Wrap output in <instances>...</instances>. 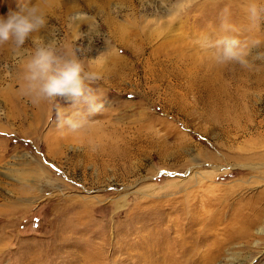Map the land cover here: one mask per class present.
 Here are the masks:
<instances>
[{"label":"rangeland","instance_id":"1","mask_svg":"<svg viewBox=\"0 0 264 264\" xmlns=\"http://www.w3.org/2000/svg\"><path fill=\"white\" fill-rule=\"evenodd\" d=\"M251 2L0 0L49 22L0 47V264H264V213L238 216L264 201V59L222 67L204 47L223 20L264 51ZM41 41L99 76L104 108L78 133L64 100L21 93Z\"/></svg>","mask_w":264,"mask_h":264},{"label":"clouds","instance_id":"2","mask_svg":"<svg viewBox=\"0 0 264 264\" xmlns=\"http://www.w3.org/2000/svg\"><path fill=\"white\" fill-rule=\"evenodd\" d=\"M247 18L251 26L264 23V4L253 0L247 6ZM46 13L36 3L19 5L0 16V47L10 46L21 52L27 41L48 27ZM220 29L225 34L216 39L206 38L204 47L211 52L214 63L226 67L239 65L251 69L254 59H264V51L253 53L254 44L231 35L233 27L223 20ZM21 93L32 103H54L58 98L70 106V113L62 115L61 126L78 133L91 122V118L104 108L102 99L91 87L99 76L86 70L84 63L73 50L60 48L55 42L41 41L35 44L22 66Z\"/></svg>","mask_w":264,"mask_h":264},{"label":"bare ground","instance_id":"3","mask_svg":"<svg viewBox=\"0 0 264 264\" xmlns=\"http://www.w3.org/2000/svg\"><path fill=\"white\" fill-rule=\"evenodd\" d=\"M61 18L63 17V19L65 20V18H66V15H65V12H64V10H62L61 12ZM109 75H107L106 77H108ZM115 76V75H114ZM109 78V77H108ZM111 78V77H110ZM107 79V78H106ZM263 166V165H262ZM254 202H255V204H260V207L261 208H258V209H256V211L254 212V211H252V207H253V204H254ZM248 204H249V206H247V207H249L248 209H250V213L249 214H245L244 213V216L242 215L241 216V214L240 215H238L239 217H240V223H242L243 225H245V222L246 223H249V224H251V221H257V220H260V217L262 216V214L264 213V201H250V202H248ZM257 205L255 206V207H257ZM252 206V207H251ZM263 206V207H262ZM241 208H245V205L244 206H242ZM240 209V208H239ZM238 210V209H237ZM242 211V210H241ZM245 211V210H244ZM239 212V211H238ZM237 213V212H236ZM264 215V214H263ZM258 222H260V221H258ZM253 224V223H252ZM257 225V224H256ZM241 226V225H240ZM259 226V225H258ZM245 228H246V226H244ZM243 227V230L245 231V228ZM252 227V226H251ZM255 227V226H254ZM248 229H250L249 228V226H248ZM258 229V228H257ZM256 229V230H257ZM262 230H264L263 228L261 229V232H263ZM257 232V231H256ZM248 233V232H247ZM260 233V232H259ZM245 234V233H244ZM243 235V234H242ZM246 236V235H245ZM241 238V237H240ZM180 239H182V238H180ZM194 250V249H193ZM196 250V249H195ZM179 253V252H178ZM182 255V254H181ZM181 257V256H180ZM153 258H154V256H153ZM148 261V260H147ZM152 261V260H151ZM160 263V262H159ZM154 264V263H153Z\"/></svg>","mask_w":264,"mask_h":264}]
</instances>
